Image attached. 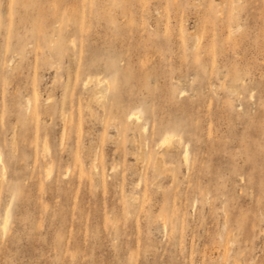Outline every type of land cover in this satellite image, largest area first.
Masks as SVG:
<instances>
[{
	"label": "rangeland",
	"instance_id": "1",
	"mask_svg": "<svg viewBox=\"0 0 264 264\" xmlns=\"http://www.w3.org/2000/svg\"><path fill=\"white\" fill-rule=\"evenodd\" d=\"M0 264H264V0H0Z\"/></svg>",
	"mask_w": 264,
	"mask_h": 264
},
{
	"label": "bare ground",
	"instance_id": "2",
	"mask_svg": "<svg viewBox=\"0 0 264 264\" xmlns=\"http://www.w3.org/2000/svg\"><path fill=\"white\" fill-rule=\"evenodd\" d=\"M164 141L165 142H170L171 141V138L170 137H167Z\"/></svg>",
	"mask_w": 264,
	"mask_h": 264
}]
</instances>
